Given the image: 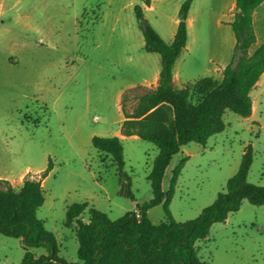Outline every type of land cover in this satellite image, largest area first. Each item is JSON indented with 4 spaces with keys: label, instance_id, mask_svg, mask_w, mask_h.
Returning a JSON list of instances; mask_svg holds the SVG:
<instances>
[{
    "label": "rangeland",
    "instance_id": "374dc122",
    "mask_svg": "<svg viewBox=\"0 0 264 264\" xmlns=\"http://www.w3.org/2000/svg\"><path fill=\"white\" fill-rule=\"evenodd\" d=\"M186 1H160L146 13L167 42ZM193 1L196 22L191 53L179 63L186 81L182 88L208 77L223 80V75L212 72L210 59L224 47L222 38L227 34L219 21L229 16L231 2ZM136 4L142 3L0 0V177L19 180L28 170L31 174L27 177L38 175L53 164L45 183L46 203L38 219L56 235L59 257L70 263L79 261L76 224L66 226L71 206L88 202L113 221L136 210L134 201L120 195V177L112 157L100 153L92 142L94 137L112 138L119 130L121 89L152 79L153 57L162 67L160 55L145 50ZM255 30L258 43L251 54L264 42V4L258 9ZM228 32L234 38L233 29ZM139 62L145 65L143 69L135 66ZM144 92L133 90L128 95L129 113L134 112ZM252 94L258 98L252 117L227 111L223 133L212 137L206 146L191 143L173 158L165 179L166 192L176 167L189 158L171 205L177 222L197 219L226 192L249 146L254 150V162L248 182L264 187V83ZM192 102L197 103V98ZM122 144L125 171L131 177L136 201L149 202L153 190L148 177L160 150L140 138ZM149 215L156 225L167 220L163 205ZM82 218L88 222L90 214L86 212ZM196 250L208 264H264V206L244 201L239 212L214 225L210 236L197 242ZM29 251L38 258L49 255L46 248ZM26 253L22 239L0 235V264H21Z\"/></svg>",
    "mask_w": 264,
    "mask_h": 264
},
{
    "label": "trees",
    "instance_id": "16d2710c",
    "mask_svg": "<svg viewBox=\"0 0 264 264\" xmlns=\"http://www.w3.org/2000/svg\"><path fill=\"white\" fill-rule=\"evenodd\" d=\"M135 14L145 38V50L161 57L162 71L156 88L138 86L125 92L123 112L126 120L123 135L137 136L156 145L160 153L149 174L153 199L138 204V212H129L113 221L107 214L92 207L90 221L82 217L88 204H74L67 211L66 226L77 225L79 241L78 262L70 263L59 257L58 241L38 219L39 210L46 203L44 180L53 170L25 178L21 188L7 180H0V235L22 239L27 253L21 264H208L198 257L196 244L210 236L214 225L225 223L230 215L239 212L244 201L264 206V187L248 182L254 162V150L249 146L239 171L229 179L227 190L194 220L179 223L171 205L178 180L189 158L183 159L173 172L170 189L164 184L173 158L191 143L206 146L209 140L226 130L224 117L231 111L248 118L253 114L252 92L264 75V43L253 53L257 44L255 12L264 0H237L236 17L232 28L236 47L232 62L223 71V80L208 77L180 89L174 83V68L187 48L188 18L193 0H187L179 13L178 32L171 43L166 42L146 17L145 8L153 0H139ZM145 92L138 97L133 113L127 111L126 101L133 90ZM197 98V103L192 99ZM93 146L100 153L111 156L120 177V195L132 201L131 177L125 171L124 148L120 138L94 137ZM163 205L166 222L156 225L150 211ZM46 248L48 256L36 257L29 249Z\"/></svg>",
    "mask_w": 264,
    "mask_h": 264
},
{
    "label": "crops",
    "instance_id": "0c3cea01",
    "mask_svg": "<svg viewBox=\"0 0 264 264\" xmlns=\"http://www.w3.org/2000/svg\"><path fill=\"white\" fill-rule=\"evenodd\" d=\"M117 1L118 0H112V2H117ZM160 1H165V0H153L151 9H147L146 10V13H147L148 10H151V11L154 10L155 9V4L158 3V2H160ZM236 1L237 0H230L231 5H230V8H229V16L228 17L225 16V17L221 18L220 21H219V26L221 27V29H222L223 32L225 31V34H227V38L225 40H224V37L222 38L224 47H222L223 46L222 45L221 46L222 47L221 49H217L216 56H214V57H212L210 59V63L214 66V69L212 70V72L214 74H216V76L217 75H223L224 69L233 60L232 53H233V56H234V50H235L237 41L235 40V36L233 38V36L230 35V32H228V30L232 28V23L235 21V17H236V13H235V10H236ZM138 2H140V1L138 0ZM194 4H195V1H193V3H192V7H191L190 14H189V18H188L189 40H188L187 48L185 49V51L181 54V56L177 60L176 65H175V68H174V83L179 88H182L183 85L186 82L185 80L184 81L182 80V75L183 74H182L181 68H179V65H180L179 63H180L182 57H184V55L186 53L188 55L191 53V32H192V29H193V27L195 25V22H196L195 21V18L193 16ZM257 14H258V10L255 12V15H254L255 25H256V16H257ZM179 22H180V19H178L176 21V26L177 27H176V29L172 33V39H171V41L168 42V43H171L174 40V38H175V36H176V34L178 32ZM226 30H227V32H226ZM234 35H235V33H234ZM257 43H258V41H257ZM263 43H260L259 44V47ZM226 44H227V48H226ZM151 60H153V62L155 63V72L153 73L152 79L148 80L147 78H145L144 81H143V83H133V84L128 85L127 87L121 89V91L118 93V98L120 99V101H121L120 103L122 104V106L119 107V115H120L119 124H120V127H119V130L116 132V134L113 135V137L120 138L122 142L125 141V140H129V139H135V140H138L139 139V137H137V136L126 137V136L123 135V132H122L123 124H124V122L126 120V117H125L124 112H123V96H124L125 92L128 91V90H130V89H133V88H135V87H137L139 85H147V84H150V87L154 86L155 88L158 87V85H159V80H160V74H161V71H162V67H161V69L159 68L157 58H154L153 57ZM135 66L138 67V69H143L145 67V65H143V63H140V62L137 65H135ZM263 83H264V75L261 77V79H260L259 83L257 84V86L255 87L254 91H257L258 88H261V86L263 85ZM253 94H252V99H253V102H254V111H255V102H256L255 100L258 101V98L256 96L254 98ZM253 115H254V112H253ZM29 171L30 170H28L24 175H22L19 180L18 179L7 178V177H4V178L3 177H0V180H7V181L11 182L14 185L15 188H21L23 186L24 180L27 177V175L28 174H31V173H28ZM41 172H43V171L40 170L36 174H39ZM46 180L47 179H45L44 182H43L44 189H45ZM134 202H135V206H136L135 208H136V210L130 211V212H138V201H134ZM83 204H88L89 207H88V210L86 212L89 213V210L92 207L90 206V204L88 202L83 203ZM88 222H86V223H88ZM74 227H76V233H77V225H75ZM57 241H58V239H57ZM59 253H60V251H59Z\"/></svg>",
    "mask_w": 264,
    "mask_h": 264
}]
</instances>
